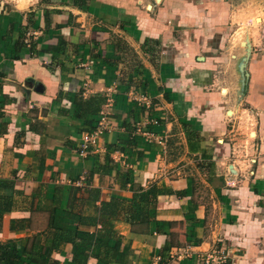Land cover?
<instances>
[{"label":"crops","instance_id":"crops-1","mask_svg":"<svg viewBox=\"0 0 264 264\" xmlns=\"http://www.w3.org/2000/svg\"><path fill=\"white\" fill-rule=\"evenodd\" d=\"M73 1L0 0V202L9 205L0 242L45 244L52 208L60 225L76 227L78 209H88L73 213L75 188L99 170L89 182L101 189L97 204L130 200L139 185L163 192L154 221L115 222L123 260L104 238L89 245L88 264H202L197 255L219 249L229 264H264V17L254 36L253 23L235 19L234 0ZM111 34L138 54L141 84L120 81L128 61H117ZM99 97L109 127L81 156L79 102ZM155 118L151 139L137 130L132 139L129 127ZM73 251L67 242L52 256L63 264Z\"/></svg>","mask_w":264,"mask_h":264},{"label":"trees","instance_id":"trees-1","mask_svg":"<svg viewBox=\"0 0 264 264\" xmlns=\"http://www.w3.org/2000/svg\"><path fill=\"white\" fill-rule=\"evenodd\" d=\"M90 0H74V5L79 8H84L88 5ZM111 43L115 46L119 59L117 61L127 63L129 69L125 77H121L120 81H127L131 84H141V76L143 64L138 59V54L134 49L122 38L111 34ZM34 43L31 44L33 48ZM143 50L150 54L152 57L156 55L157 48L153 45L150 46L146 42ZM137 67L134 69V67ZM134 81V82H133ZM104 98H93L86 101L79 102V117L83 118L87 125V130L95 126L99 119L102 109ZM132 127V126H131ZM132 139L135 137L133 134L136 127H129ZM113 149L115 146H112ZM100 168V166H99ZM99 170L91 172L87 176L85 185L76 187L75 192L70 203V208L73 213L77 209L87 206L86 213L83 214L78 209L77 222L78 225H101V228L93 233L87 234L86 231L80 230L78 225L76 227H68L60 225L58 218L55 216V208L49 210L48 227L46 229L45 244L36 240L30 251H27L24 246L18 243L15 239H10L6 242H0V264H60V260L53 257L52 253L59 250L61 245L67 242L74 244V251L69 261L63 264H88L89 245L91 243L108 238L109 240L115 239L113 246V260L120 262L127 254V250L122 247V240L120 235L114 229L115 222L118 220L125 221L130 224L148 223L155 219V211L158 204V196L163 192L160 186L152 184L148 190L144 186L139 185L134 191L132 199L126 200L118 197H111L108 200H100L101 189L90 187L89 182L92 181L94 174ZM34 195L33 197H37ZM9 204V203H8ZM9 209L7 203L0 202V219ZM71 215V214H70ZM18 229L19 228H14ZM22 229V228H20ZM43 233V232H42ZM170 247L165 246L164 252L168 251ZM118 256V257H117ZM24 257H30L25 260ZM167 253L161 256V262L166 261Z\"/></svg>","mask_w":264,"mask_h":264},{"label":"built area","instance_id":"built-area-1","mask_svg":"<svg viewBox=\"0 0 264 264\" xmlns=\"http://www.w3.org/2000/svg\"><path fill=\"white\" fill-rule=\"evenodd\" d=\"M92 63V62H90ZM87 66V65H86ZM132 99L138 102L140 105L142 104L145 107H149L151 105L150 98L145 95H138L135 91L132 93ZM111 98H107V102H111ZM108 114L106 111L101 110L99 119L95 123V126L90 130H86L82 133L81 143L78 148V152L81 156H86L89 152L90 148L96 145L100 139V136L105 132V130L109 127ZM136 130L138 133H141L146 139H151L154 136V132L151 130L152 125H159L160 120L155 118L151 122H137ZM192 250V246H185L181 252L189 253ZM198 259L202 262V264H229V254L225 249L219 250H211L208 252H204L202 254L197 255ZM159 259V258H158Z\"/></svg>","mask_w":264,"mask_h":264},{"label":"rangeland","instance_id":"rangeland-1","mask_svg":"<svg viewBox=\"0 0 264 264\" xmlns=\"http://www.w3.org/2000/svg\"><path fill=\"white\" fill-rule=\"evenodd\" d=\"M233 2L235 7H237L234 8L235 19L242 24V27L246 26L248 23H253L251 27L252 33L254 36L258 35L261 30L259 19L264 17V0H234ZM245 34L248 33L245 32V28H243L236 34V37L233 38L239 41V44L240 40L244 39ZM233 38L231 37V40H233ZM252 142L253 141H250L249 144Z\"/></svg>","mask_w":264,"mask_h":264},{"label":"water","instance_id":"water-1","mask_svg":"<svg viewBox=\"0 0 264 264\" xmlns=\"http://www.w3.org/2000/svg\"><path fill=\"white\" fill-rule=\"evenodd\" d=\"M244 46H247V49L250 48V43H249V37H246V40L243 43ZM233 168V165H231V169Z\"/></svg>","mask_w":264,"mask_h":264},{"label":"bare ground","instance_id":"bare-ground-1","mask_svg":"<svg viewBox=\"0 0 264 264\" xmlns=\"http://www.w3.org/2000/svg\"><path fill=\"white\" fill-rule=\"evenodd\" d=\"M245 32H247V30L245 29ZM246 35V34H245ZM244 41V40H243Z\"/></svg>","mask_w":264,"mask_h":264}]
</instances>
